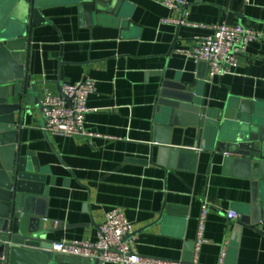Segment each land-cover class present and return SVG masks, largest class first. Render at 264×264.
I'll list each match as a JSON object with an SVG mask.
<instances>
[{
    "label": "crops",
    "instance_id": "0c3cea01",
    "mask_svg": "<svg viewBox=\"0 0 264 264\" xmlns=\"http://www.w3.org/2000/svg\"><path fill=\"white\" fill-rule=\"evenodd\" d=\"M186 1L176 10L161 0H37L44 23L32 31L27 63L40 99L46 90L60 95L66 84H96L84 125L94 137L48 136L34 107L21 127V154L30 167L37 161L48 188L32 210L43 212L54 243L96 242L107 212L118 208L140 255L189 262L209 203L199 262L218 264L226 247V264H264V215L255 230L238 224L251 213L250 167L225 165L223 156L198 147L196 130L158 112L165 83L185 87L208 111L264 107V40L251 43L222 77L211 78L208 64L187 55L219 23L264 32V0ZM18 2L0 0V14L21 17ZM85 2L101 10L87 16ZM181 121L187 126L191 118ZM174 148L197 156L173 157Z\"/></svg>",
    "mask_w": 264,
    "mask_h": 264
},
{
    "label": "water",
    "instance_id": "95a60500",
    "mask_svg": "<svg viewBox=\"0 0 264 264\" xmlns=\"http://www.w3.org/2000/svg\"><path fill=\"white\" fill-rule=\"evenodd\" d=\"M97 4L85 2L82 9L90 16L101 10ZM40 8L37 0H19L15 13L23 10L21 17L13 14L6 20V13L0 14V264H100L54 253L43 212L32 210L33 202L46 199L48 193L37 161L30 167L29 158L21 154V127L33 115L32 107L42 109L39 83L28 74L27 63L32 31L44 23ZM158 112L175 127L196 130L198 147L223 156L225 165L250 167L251 213L238 224L255 230L264 215V183L259 182L264 181V107L243 103L236 113L208 111L185 87L165 83ZM184 116L191 118L187 126L181 121ZM171 155L197 153L174 148Z\"/></svg>",
    "mask_w": 264,
    "mask_h": 264
},
{
    "label": "built area",
    "instance_id": "2783aa9c",
    "mask_svg": "<svg viewBox=\"0 0 264 264\" xmlns=\"http://www.w3.org/2000/svg\"><path fill=\"white\" fill-rule=\"evenodd\" d=\"M163 6L169 9L181 10L187 4L186 0H161ZM165 24L181 25V21L167 19ZM210 36L198 40L193 52L187 55L196 62L210 66L211 78L222 77L231 72L240 56L248 46L256 41L264 40V32L253 30L243 25H232L226 22L211 27ZM96 91L93 80L62 88L61 95H54L46 90L43 94L40 115L45 119L44 130L53 136H82L90 139L95 134L85 130V120L90 112L88 98ZM209 203H204L199 218V226L195 243L194 258L190 262L170 261L140 255L128 239L134 229L123 210L115 208L107 212L104 223L99 228L96 242L71 241L54 243L52 251L58 254L98 261L101 264H201L199 253L207 242L205 238L206 221L209 213ZM228 219L235 221L237 214L230 211ZM226 247L220 256L218 264H226Z\"/></svg>",
    "mask_w": 264,
    "mask_h": 264
}]
</instances>
